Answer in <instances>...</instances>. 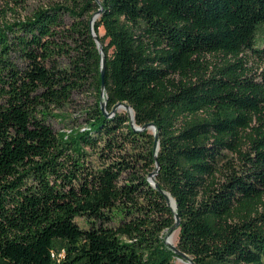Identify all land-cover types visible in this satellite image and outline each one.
I'll return each mask as SVG.
<instances>
[{
  "label": "trees",
  "instance_id": "1",
  "mask_svg": "<svg viewBox=\"0 0 264 264\" xmlns=\"http://www.w3.org/2000/svg\"><path fill=\"white\" fill-rule=\"evenodd\" d=\"M0 1V264H264V0Z\"/></svg>",
  "mask_w": 264,
  "mask_h": 264
},
{
  "label": "rangeland",
  "instance_id": "2",
  "mask_svg": "<svg viewBox=\"0 0 264 264\" xmlns=\"http://www.w3.org/2000/svg\"><path fill=\"white\" fill-rule=\"evenodd\" d=\"M48 0H29V7H35L38 4H46ZM5 5L0 1V8L4 7ZM28 10H17V13H11L7 11L6 17L7 19H17L23 18L29 12ZM97 19V17L95 18ZM66 23L70 22L68 17L65 18ZM103 34L102 27L99 28V35ZM211 58V57H210ZM20 64V62H19ZM253 71H264V61H260L256 58L253 54H250L248 57V61L246 63ZM93 101V97L88 92H80L74 93L72 95V99L70 103L64 105L61 108H54L52 109L53 115L48 118V123L52 126L55 132L58 131H69L70 129H74L76 127H82L86 123V114L83 112L87 107L91 105ZM121 111L122 109H118ZM78 223L82 226H85L80 218H77ZM177 231V232H176ZM175 233L174 242L172 244H176L177 237H178V230H174L172 232L166 233L164 235V239L171 237ZM174 264H189L188 261L181 259L177 256L173 259Z\"/></svg>",
  "mask_w": 264,
  "mask_h": 264
},
{
  "label": "water",
  "instance_id": "3",
  "mask_svg": "<svg viewBox=\"0 0 264 264\" xmlns=\"http://www.w3.org/2000/svg\"><path fill=\"white\" fill-rule=\"evenodd\" d=\"M99 2V0H97ZM102 10V7H100L90 18V33L93 37V39L95 40V43L97 45V49L100 53V73H101V78H102V89H101V96L104 97V92H103V86H104V83H103V74H104V62H105V58H104V54H103V49H102V45L100 43V40H99V35H97L93 29V23L95 21V18L99 16L100 12ZM105 105H106V101L104 99L101 100V110L106 114V110H105ZM117 109H125L127 110V113H128V116L130 117V120H131V124L132 126L136 129V130H143V129H148L150 130L153 135H154V138H155V141L157 140V133H156V127L153 123H146L142 126H138V125H135L134 122H133V110L132 108L127 104V103H117L114 105L113 107V110H112V113L117 110ZM159 170V162L156 160L155 161V169L153 171H151L149 174H148V180L150 182V184L154 187L158 186V184L155 182V175L157 174ZM165 194V197L167 198L168 200V203L170 205V207L172 208V210H175L176 208V203H175V200L174 198H172L170 196L169 193L167 192H163ZM174 218H175V222L174 224L172 225V227L170 228V232L178 229L179 227V217L177 214L174 215ZM164 242L165 244H167L169 246V248L174 252V254L181 258V259H184L186 261L189 262V264H193L192 262V259L189 255H187L185 252L181 251L180 249L177 248L176 244H172L168 241V238L167 239H164Z\"/></svg>",
  "mask_w": 264,
  "mask_h": 264
},
{
  "label": "bare ground",
  "instance_id": "4",
  "mask_svg": "<svg viewBox=\"0 0 264 264\" xmlns=\"http://www.w3.org/2000/svg\"><path fill=\"white\" fill-rule=\"evenodd\" d=\"M177 232V231H176ZM174 236H175V233L171 236V237H169L168 238V241L171 243H173L174 242Z\"/></svg>",
  "mask_w": 264,
  "mask_h": 264
}]
</instances>
